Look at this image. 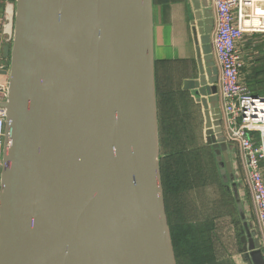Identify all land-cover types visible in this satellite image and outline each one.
Wrapping results in <instances>:
<instances>
[{
	"label": "water",
	"instance_id": "obj_1",
	"mask_svg": "<svg viewBox=\"0 0 264 264\" xmlns=\"http://www.w3.org/2000/svg\"><path fill=\"white\" fill-rule=\"evenodd\" d=\"M191 6L182 83L232 192L240 252L264 264L225 142L209 0ZM153 0H14L0 171V264H176L160 173Z\"/></svg>",
	"mask_w": 264,
	"mask_h": 264
},
{
	"label": "trees",
	"instance_id": "obj_2",
	"mask_svg": "<svg viewBox=\"0 0 264 264\" xmlns=\"http://www.w3.org/2000/svg\"><path fill=\"white\" fill-rule=\"evenodd\" d=\"M245 67L247 87L253 95L264 96V58L250 69ZM191 72L186 60L156 64L161 183L176 264H220L217 240L224 233L218 224L236 228L240 217L211 147L199 143L200 106L181 89L182 80ZM183 102L191 104V109L184 108ZM225 232L226 240L234 239Z\"/></svg>",
	"mask_w": 264,
	"mask_h": 264
},
{
	"label": "built area",
	"instance_id": "obj_3",
	"mask_svg": "<svg viewBox=\"0 0 264 264\" xmlns=\"http://www.w3.org/2000/svg\"><path fill=\"white\" fill-rule=\"evenodd\" d=\"M213 28L210 47L218 70L217 97L225 142L235 146L241 182L255 216V230L264 254V96L251 93L241 79L245 63L240 43L264 39V0H211ZM12 38V22L3 26ZM6 71L0 66L1 73ZM0 79V104L7 84ZM6 150L0 108V171Z\"/></svg>",
	"mask_w": 264,
	"mask_h": 264
},
{
	"label": "crops",
	"instance_id": "obj_4",
	"mask_svg": "<svg viewBox=\"0 0 264 264\" xmlns=\"http://www.w3.org/2000/svg\"><path fill=\"white\" fill-rule=\"evenodd\" d=\"M209 4L213 15L211 0H209ZM13 13L14 0H0V66H2L5 70L8 69V60L2 56V48L10 44V42L8 41L7 34L3 32V26L8 24L9 21L13 24ZM191 15V6L186 0H153V41L155 64H157V61L160 60H186L191 63L193 68V73L191 72L192 75L190 74L191 76L188 75L182 80L181 89L183 81L191 79L194 71L196 70L195 50L190 26ZM251 41H255V38H252ZM262 48H264V46L259 48L254 46L253 48L251 46L250 39H246L240 43V52L246 66L245 69H250L257 59L264 58V49ZM256 65H258V62ZM3 72L1 73L0 79L4 77ZM247 76H249L248 73H245V71L244 73L243 71L241 72V79L245 84ZM187 93L193 103L196 104L190 93ZM236 163L238 166L237 160ZM237 171L240 173L239 166ZM241 184L243 183L241 182ZM241 192L244 195L243 201L245 202V212L247 218L249 222H251V226L253 225V228H255V216L247 199L244 186ZM240 226L241 222L236 228L230 223H226L224 225L220 223L218 224L219 229H222L224 233L221 234L222 240H217L218 259L220 264H248L243 254L240 252ZM226 230L229 236L233 234L234 239L230 236L228 240H226ZM262 256L264 258L263 251Z\"/></svg>",
	"mask_w": 264,
	"mask_h": 264
},
{
	"label": "rangeland",
	"instance_id": "obj_5",
	"mask_svg": "<svg viewBox=\"0 0 264 264\" xmlns=\"http://www.w3.org/2000/svg\"><path fill=\"white\" fill-rule=\"evenodd\" d=\"M250 43H251V46L254 48V46L255 47H257V48H259V47H261V46H263V43H264V41H263V38H260V37H256L255 38V41H251V39H250ZM245 44V43H244ZM244 46V45H243ZM262 49H264V48H262ZM2 82L1 83H3V84H7V75H5L2 79ZM184 103V108H187V109H191V104H186V102H183ZM186 105L188 106V107H186ZM183 110V109H182ZM186 110V109H185ZM200 110H201V108H200ZM200 112V113H199ZM198 113H199V115L201 114L202 115V111H198ZM199 143H204V127H203V125H202V130H201V140H199Z\"/></svg>",
	"mask_w": 264,
	"mask_h": 264
},
{
	"label": "bare ground",
	"instance_id": "obj_6",
	"mask_svg": "<svg viewBox=\"0 0 264 264\" xmlns=\"http://www.w3.org/2000/svg\"><path fill=\"white\" fill-rule=\"evenodd\" d=\"M8 6H10V5H8ZM12 10V9H11ZM12 13V12H11ZM9 15V14H8Z\"/></svg>",
	"mask_w": 264,
	"mask_h": 264
}]
</instances>
